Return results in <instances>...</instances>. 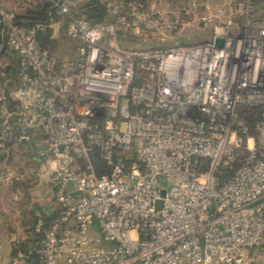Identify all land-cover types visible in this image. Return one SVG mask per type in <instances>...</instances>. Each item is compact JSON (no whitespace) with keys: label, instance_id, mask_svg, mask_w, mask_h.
I'll return each mask as SVG.
<instances>
[{"label":"built area","instance_id":"obj_1","mask_svg":"<svg viewBox=\"0 0 264 264\" xmlns=\"http://www.w3.org/2000/svg\"><path fill=\"white\" fill-rule=\"evenodd\" d=\"M42 0H36V6ZM74 57L0 4V104L39 143L57 209L0 264H250L264 250V15L256 0H51ZM184 26L206 38L163 44ZM129 36L132 43H123ZM222 44H216V38ZM143 43V44H142ZM161 43V45H145ZM2 154V153H0ZM162 203L156 207V200Z\"/></svg>","mask_w":264,"mask_h":264},{"label":"rangeland","instance_id":"obj_2","mask_svg":"<svg viewBox=\"0 0 264 264\" xmlns=\"http://www.w3.org/2000/svg\"><path fill=\"white\" fill-rule=\"evenodd\" d=\"M219 0H213V2ZM147 6L148 1H144ZM255 12L259 16L264 15V0L255 1ZM43 14V13H42ZM52 20L57 21L62 19L67 22V15L60 11H55L52 7ZM62 15V16H60ZM88 15V14H87ZM88 23L97 22L93 17L87 16ZM62 24V23H61ZM57 30V40L54 44L61 47V55L68 56L67 46L71 45L73 41L69 40L65 34V23ZM53 29V28H52ZM210 27L203 28L198 26H184L174 32L175 39H171L163 44H174L180 42H190L193 40L204 39L209 34ZM60 32V33H59ZM123 43H132L129 36L122 37ZM143 44V43H142ZM145 45H161V43H145ZM70 47V46H69ZM72 47V46H71ZM73 48V47H72ZM71 50V49H70ZM73 53V52H72ZM71 54V53H70ZM15 107L14 101L9 100L6 104H0V130L4 125H11L10 115L8 111ZM3 143V149L0 153H4L3 159L0 161V206L9 214L18 218V214L24 212L23 227H26V221L29 220V211L33 206L41 209L51 207L55 202V193L52 179L53 169L48 165L45 155L41 151L42 147L39 143H32L27 139H21L14 135L11 129L9 136ZM9 142V143H8ZM27 212V213H26ZM20 217V216H19ZM250 264H264V250L258 258Z\"/></svg>","mask_w":264,"mask_h":264},{"label":"crops","instance_id":"obj_3","mask_svg":"<svg viewBox=\"0 0 264 264\" xmlns=\"http://www.w3.org/2000/svg\"><path fill=\"white\" fill-rule=\"evenodd\" d=\"M68 3L70 8L73 9V11H80L81 9H83L84 11L86 10L89 15V18L93 17L95 19L94 17L95 13H93L95 11L93 7V2L91 0H68ZM0 4L5 8L15 11V13L17 14L20 13L19 15H22V13H24L28 7H31L36 4V0H0ZM38 4L34 7L36 11L40 10L42 6L43 7L42 9H44L45 11L47 10L46 13L48 12L47 14H45V21L43 22V25L39 30V38L43 42L47 43V46L50 48V50L53 53H55L58 56H62L61 47H57V45L54 44V41L57 40L56 36H59L57 35V30H60L61 28L60 26L64 25L65 23V28H66V22H64L65 20L63 21L64 17L60 15L63 17L62 22L61 20L53 21L51 14L53 6L48 5L47 3L44 4L40 3L39 5ZM49 9L50 11H48ZM55 11L57 10L55 9ZM21 18L25 19V17H21ZM67 37L69 40L73 42L71 45H69L70 47L67 46V48H69L67 51L70 52L71 54L68 53V56L66 55L64 57L70 58V57H74L76 54L74 46L77 43V41L75 39L70 38L68 35ZM5 63H7L6 69L8 72L14 71L15 57L11 52L0 56V64H5ZM21 132H22L21 127H16L13 130L14 135H16L17 137L20 135ZM53 201L55 202V205L53 204L51 207L49 206L48 208L46 207V210L49 212H55L57 209L56 208L57 204L55 199ZM1 208L2 207L0 206V261H4L8 259L11 253L12 241L14 238H19L23 241L29 242L35 237L32 234V232L28 231L26 227L25 228L23 227L22 221H23V217L25 216L24 212H22V214H18V218H16L15 217L16 213H14V215L9 214L7 211H5V209H2L3 212H1Z\"/></svg>","mask_w":264,"mask_h":264},{"label":"trees","instance_id":"obj_4","mask_svg":"<svg viewBox=\"0 0 264 264\" xmlns=\"http://www.w3.org/2000/svg\"><path fill=\"white\" fill-rule=\"evenodd\" d=\"M92 2H93V7H94V11L95 12H93V13H95V15H94V17H95V19L97 20V21H101V20H103L104 18H105V16H106V13H105V10H104V8H103V6L98 2V0H91ZM142 2H144L145 0H141ZM148 1V4H147V6L150 4V0H147ZM44 4V3H47L48 5H52L53 4V2L51 1V0H42V1H40L39 2V4ZM145 3V2H144ZM38 4V5H39ZM46 5V4H45ZM35 7V6H34ZM33 6H31V7H28L27 8V10H25V12L24 13H22V15H19V14H17V19H19V20H23V22H25V24H27V23H31V22H35V21H40V22H44L45 21V14H47L46 13V11L44 10V9H42L43 7L41 6V8H40V10H35V8H34ZM39 7V6H38ZM48 11H50V9L48 10ZM86 11V10H85ZM31 13V14H30ZM43 13V14H42ZM86 13H87V11H86ZM88 14V13H87ZM87 16H89V15H87ZM21 17H25V19L24 18H21ZM40 30V29H39ZM38 37H39V31H38ZM40 39V38H39ZM41 42L43 43V44H45V45H47V43H45V42H43L42 40H41ZM16 128V127H15ZM14 128V129H15ZM13 129V130H14ZM14 132H16V131H14ZM20 141H21V139H19ZM9 143V142H8ZM6 145H7V142L5 143ZM3 157H4V153H2V154H0V161L3 159ZM37 206H33L31 209H30V211H29V216H28V218H29V220L28 221H26V229L28 230V231H30V232H32V234L34 235V239H32L31 241H29V242H27V241H23V240H21V239H19V238H17V239H19V240H21V242H20V247H21V249H23V248H25V247H27L30 243H33L36 239H37V236H38V233L37 232H35L34 231V221H35V217H34V209L36 208ZM15 251V248L13 249V247H12V249H11V253H13Z\"/></svg>","mask_w":264,"mask_h":264},{"label":"water","instance_id":"obj_5","mask_svg":"<svg viewBox=\"0 0 264 264\" xmlns=\"http://www.w3.org/2000/svg\"><path fill=\"white\" fill-rule=\"evenodd\" d=\"M215 42H216V44L221 45L222 44V38H220V37L216 38ZM161 203H162V200L157 199L156 200V207H159L161 205Z\"/></svg>","mask_w":264,"mask_h":264}]
</instances>
